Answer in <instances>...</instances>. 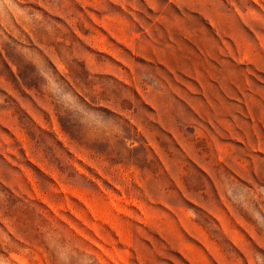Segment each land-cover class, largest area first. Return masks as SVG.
Returning a JSON list of instances; mask_svg holds the SVG:
<instances>
[{"label": "rangeland", "instance_id": "374dc122", "mask_svg": "<svg viewBox=\"0 0 264 264\" xmlns=\"http://www.w3.org/2000/svg\"><path fill=\"white\" fill-rule=\"evenodd\" d=\"M0 264H264V0H0Z\"/></svg>", "mask_w": 264, "mask_h": 264}]
</instances>
